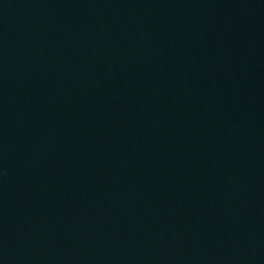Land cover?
<instances>
[{"label":"water","instance_id":"95a60500","mask_svg":"<svg viewBox=\"0 0 264 264\" xmlns=\"http://www.w3.org/2000/svg\"><path fill=\"white\" fill-rule=\"evenodd\" d=\"M0 264H264V0H0Z\"/></svg>","mask_w":264,"mask_h":264}]
</instances>
